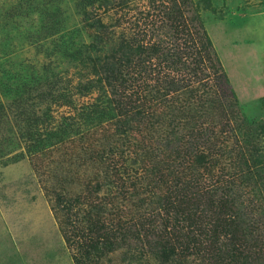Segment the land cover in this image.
Returning <instances> with one entry per match:
<instances>
[{
	"label": "trees",
	"instance_id": "trees-1",
	"mask_svg": "<svg viewBox=\"0 0 264 264\" xmlns=\"http://www.w3.org/2000/svg\"><path fill=\"white\" fill-rule=\"evenodd\" d=\"M61 1L26 0L24 5L16 7L13 14H19L23 19H29L31 15L38 16L33 38L58 37L56 54L80 67H76L78 80L73 84L74 91L69 92L68 84L61 81L58 73L53 74L52 62L45 66L43 75L30 74L29 78L34 83L27 85L23 89L24 93L14 94L16 96L10 99L8 105L3 102V98L11 95L12 90L0 83V158L20 148L24 149L25 155L33 156L46 148L81 145L82 153L75 152L74 155L82 158L81 166L90 163V167L95 169L94 178L85 182L93 185L90 188L86 186V193L72 200L70 192L52 190L55 202L52 210L67 247L75 249L72 255L74 264H96V259L101 258L102 254L115 251L131 239L144 237L155 238L158 248L155 255L163 262L177 261L179 257L195 254L206 260L207 264H245L248 253L242 255L241 252L251 249L256 253L258 249L255 260L264 263V240L244 219L248 214V207L240 199L244 194L240 192L236 196L233 193V187L240 179L239 188L246 189V186L254 191L257 183L247 186L255 179L253 176L257 172L252 170L255 165L251 166L250 160L257 159L254 164L262 163L264 156L261 154L256 157L260 150L255 145L245 151L251 159L242 150L230 158L232 161L237 159L233 167L223 162L220 166L225 145L215 130L217 127L221 133L233 130L231 122L237 118L234 107L238 103L235 97H224L210 84L212 79L220 81L226 75L199 16L188 14L192 0H167L168 10L159 19L158 26L152 32L154 36L146 45L142 43L143 37H132L131 40L121 38V47L129 49L124 53L130 54L132 50L129 57L136 59L143 70V76L138 79L130 72L125 74V79L121 70L111 72L104 66L90 63L88 48L76 42L83 30L64 33ZM101 1L76 0V4L82 7L80 12L84 16L87 8ZM103 1L119 7L125 4L124 0ZM96 22L99 23L98 32L89 37L105 39L100 20ZM92 26L90 24L89 28ZM166 33L170 34L168 39L162 37L167 36ZM146 70L157 74L153 87L146 85ZM176 73H180V76H176ZM49 77L52 79L49 80ZM129 80L140 84V87L130 91ZM35 88L37 95L30 93ZM25 95L28 96L29 104ZM91 95L96 96L90 102L77 103L73 100L76 96L86 98ZM34 99L37 100L34 102ZM54 106H65L71 113L55 119L52 113ZM11 116L13 121L10 122ZM242 118L244 122L249 121L246 117ZM96 133L103 142L100 149L90 146L94 137L92 134ZM134 133L141 138L136 157L146 164L145 172L148 175L138 176L136 170L106 165V160L111 153L116 152L118 144L122 149ZM242 137L241 142L245 145L252 141L246 133ZM173 144L177 151L181 150L184 154L180 157L181 163L177 160L176 167L182 165V171L177 170V174L169 170ZM188 145L193 152H188ZM169 147H172L170 153L167 150ZM189 154H192L195 162H190L189 167L186 165L185 168L183 159H188ZM203 166L210 179L214 178L212 173L216 166L221 171L229 167L226 170L229 181L224 183L222 176L208 182L207 176L201 173ZM260 166L264 170L263 164ZM99 167L100 170L103 167L101 181L96 172ZM192 169L201 170L195 172ZM135 174L141 185L143 181L145 187L152 191L161 190L165 185L163 191L167 193L156 198L157 202L160 201L158 211H162L161 229L156 227V215L148 212L138 215L130 225L116 222L114 229L105 219L107 213L119 212L120 207L114 205L111 199L107 201L105 197L108 193L101 197L100 192L108 187L109 192H127L121 183L125 177L131 178ZM172 176L176 177L173 186ZM55 180L58 187H63L62 182H69L66 177L59 175H55ZM134 191L130 189L128 192ZM65 199H68L65 210L54 207L64 203ZM83 205L87 207L84 210ZM74 209L86 211L75 228L73 225L78 222L71 219ZM175 223L181 226L179 230ZM183 224L187 233L182 231Z\"/></svg>",
	"mask_w": 264,
	"mask_h": 264
},
{
	"label": "rangeland",
	"instance_id": "rangeland-1",
	"mask_svg": "<svg viewBox=\"0 0 264 264\" xmlns=\"http://www.w3.org/2000/svg\"><path fill=\"white\" fill-rule=\"evenodd\" d=\"M124 1L125 4L119 7L114 3L106 4L102 0L87 8V14L83 16L82 7L76 4V0H62L64 33L82 29L83 33L79 38H76V42L88 48L91 53V64L98 67L104 66L111 72L121 70L125 79V74L130 72L134 78L138 79L143 76V70L140 69L136 59L129 57L132 50L130 54L124 53L129 49L121 47V38L131 40L132 37L138 39L143 37L145 39L142 43L146 45L153 38L154 33L152 32L158 26L156 24L159 19L163 18L164 12H167L168 3L167 0ZM24 3L26 0H0V83L12 90L11 95L3 98L6 105L10 103L11 98L16 96L14 94H20L22 91L24 93L23 89L34 83L29 78L30 74L43 75L45 66L51 62L54 63V65L51 64L54 69L53 74L58 73L57 76H60L61 81L68 84L69 92L74 91L73 84H76L78 80L77 64L60 58L59 54H56L58 37L39 40L33 38L32 33L38 26V16L31 15L29 19L25 18V20L20 18L19 14H13L16 7L19 4L24 5ZM188 14L199 16L226 75L220 81L212 79L210 84L224 97L229 99L235 97L234 99L238 103L234 107L237 118L231 122L233 130L228 129L224 133L219 132V127L215 130L225 145L224 153H222L224 157L220 160V166L223 162V164L233 167L237 159L232 161L230 158L242 150L246 156L248 152L245 151L255 145L260 150V153H256V157L261 154L264 156V0H192ZM97 20H100L101 31L105 34V39L103 33L101 40L89 37L95 34L94 32H98L99 23H95ZM8 22H12V24H8ZM83 23L86 27H83ZM90 24H93L92 28H89ZM150 34L152 35L150 36ZM166 35L162 37L168 39L170 34L166 33ZM179 43L177 42V44ZM109 71L105 72L106 75ZM145 72L147 74L146 85L153 87L154 81L157 80L156 72L150 73L149 70ZM176 76L179 77L180 73H176ZM132 81H127L130 91L132 88L135 90L136 87H140V84L132 83ZM139 82L144 81L139 80ZM36 91L37 89L30 93L37 95ZM95 96L91 95L86 98H76V96L73 97V100L77 103L90 102L94 100ZM24 98L29 104L28 96L25 95ZM36 100L34 99V102ZM38 109L41 111V108ZM52 113L55 119H59L61 115L71 113V111L65 106H54ZM242 116L249 121L244 122ZM9 121H13L12 116L9 117ZM240 124H242L241 127H239ZM244 133L252 140L246 142V145L241 142ZM97 134H92L94 137H92L90 146L93 149H100V145L103 143L98 138L101 136H97ZM95 137L97 139H94ZM130 137L129 142H126L122 149L118 144L116 152L111 153L109 159L106 160V165L117 166L120 169L127 168L128 171L129 169L136 170L138 176L148 175L145 172L147 171L146 164H142V161L136 157L141 138L135 133ZM173 146L169 170L177 174V170L180 171V166H182L176 167L177 160L179 159L178 163H181L180 157L182 158L184 154L181 150L177 151L174 144ZM171 148L167 149L168 153L171 152ZM187 149L188 152L194 151L189 145ZM75 152L82 153L81 145L71 147L67 144L61 147L46 148L41 153H36L38 155L34 154L33 156L25 155L24 149L20 148L0 158V264H74L72 255L75 249L67 247L59 230L58 219L52 210L55 203L52 190L61 193L70 192V200H72L79 194L78 197L85 194L86 186L90 188L93 185H88L85 182L94 178L95 169L90 167V163L81 166L82 158L74 155ZM191 155H188V159H183L185 161L183 167L187 168L186 165L189 167L190 162H195ZM247 158L251 159L250 154L247 155ZM261 160L262 163L256 164L254 163L257 162V159L250 160L251 166L255 165L252 170L255 169L257 172L253 176L255 179L251 180L252 184L248 183L247 186L257 183L254 191L246 186L244 187L246 189L239 188L240 179L236 181L233 193L236 196L240 192L244 194L240 199L244 206L248 207L247 217L244 216L245 222L247 225H252V229L255 228L253 231L259 232L264 240V170L260 166V164L264 166V158ZM219 168L216 166L214 169V173H212L214 178L212 177V179L206 175L208 173L204 166L201 173L207 176L208 182L223 176L222 181L227 183L229 176H227L226 170L230 168L228 167L225 171H221ZM101 170L100 167L96 168L100 181L103 178ZM200 170L193 171L200 172ZM75 172L78 174L75 175ZM55 175L66 177L69 182H62L63 187H58ZM135 177L136 174L131 178L125 177L121 183L127 192H109V187L100 192L101 197L108 193L109 195L105 197L107 201L111 199L114 201V205L120 207L119 212L107 213L106 221L114 229L116 222L130 225L138 215L148 212L150 215H156V227L163 228L161 225L162 211H158L157 208L160 201L157 202L156 198L158 195L167 193L163 191L165 185L161 190L153 189L152 191L145 187L143 181L141 185V181ZM175 178V176L170 178L172 186ZM130 189L136 191L128 192ZM67 201L68 199H65L64 203L54 207L58 210H65ZM82 208L84 210L87 207L83 205ZM73 212L75 213L71 214V219L78 222L74 223L73 227L75 228L86 211L74 209ZM175 225L179 230L181 226L177 223ZM184 228L186 229L183 224L182 231L187 233ZM156 242L154 237L131 239L115 251L102 254L101 258H97L95 262L96 264H207L206 260L204 261L201 256L198 257L195 254L182 258L178 256L177 261L163 262L155 255L158 249ZM257 251L258 249H256V253H258ZM254 252L251 249L241 252L242 255L248 253L245 264H264L255 260L256 253Z\"/></svg>",
	"mask_w": 264,
	"mask_h": 264
}]
</instances>
